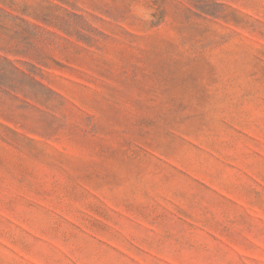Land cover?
<instances>
[{"label": "rangeland", "instance_id": "1", "mask_svg": "<svg viewBox=\"0 0 264 264\" xmlns=\"http://www.w3.org/2000/svg\"><path fill=\"white\" fill-rule=\"evenodd\" d=\"M0 264H264V0H0Z\"/></svg>", "mask_w": 264, "mask_h": 264}]
</instances>
